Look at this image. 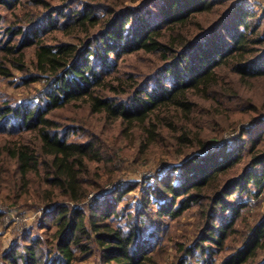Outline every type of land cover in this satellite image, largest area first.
<instances>
[{"label": "trees", "instance_id": "trees-1", "mask_svg": "<svg viewBox=\"0 0 264 264\" xmlns=\"http://www.w3.org/2000/svg\"><path fill=\"white\" fill-rule=\"evenodd\" d=\"M117 5L0 0V78L39 84L31 98L0 99V135L18 136L0 142V204L43 210L35 226L0 245V264H264V114L254 105L231 124L237 133L213 146L182 124L177 152L196 153L144 187L124 183L108 194L99 191L103 170L112 168V146L75 114L86 108L119 121L123 136L138 129L148 147L155 145L165 136L161 115L189 122L191 93L207 98L221 87L223 71L264 78V7L239 0ZM23 10L18 20L14 12ZM5 12L14 18L7 22ZM205 15L212 21H202ZM138 53L156 57L154 69L121 72V61ZM72 108L70 123L54 118ZM189 213V233L168 239L169 223Z\"/></svg>", "mask_w": 264, "mask_h": 264}, {"label": "rangeland", "instance_id": "rangeland-1", "mask_svg": "<svg viewBox=\"0 0 264 264\" xmlns=\"http://www.w3.org/2000/svg\"><path fill=\"white\" fill-rule=\"evenodd\" d=\"M53 5L66 2L67 0H48ZM92 1V0H89ZM109 1V0H108ZM114 4H118L119 8L121 6L135 5L141 3L143 0H112ZM134 1V2H133ZM241 4L245 7L252 8L254 10H259L264 7L263 0H239ZM18 15L17 19H21L24 15L23 11H15ZM5 17L14 18L11 12H5ZM210 15H205L202 17V21L210 22L212 21ZM9 19H7V22ZM53 37L60 38L61 35L58 33L48 37L51 40ZM27 59L32 57L31 50H26ZM158 59L151 55H144L141 53L133 54L126 57L120 63L119 70L124 73H134L140 76L147 75L151 70L154 69ZM225 75L222 80L220 88H216L215 92L209 93L207 98L203 94L191 93V99L195 101L196 107L194 112L191 114V119L189 122H178L174 119L172 122L170 117L161 115L164 119L163 123L157 126L165 127L163 135L164 137H157L153 146L148 147V139L142 132H138V129H134L128 132V137L123 136L120 131L122 126L119 121L110 122L104 120L101 116H91L88 115L87 109L76 108L75 114L78 116V121L83 126L93 131L95 134L102 136L103 145H111L113 152L112 168L107 171L103 170L102 177V188L99 191L101 194L110 193L119 184L136 182L139 186L144 187L147 179L155 175L156 173H164L169 168L174 167L184 158L196 153L197 151L193 148L187 149L184 153L178 154L176 135L182 127V124L187 125L193 133H198L203 135L204 139H208L209 145L213 146L216 143H221L232 138L233 135L237 133L234 131L231 124L234 123L235 118L237 119L244 108L249 105H254L257 108V112L264 114V78L243 80L239 79L227 71H223ZM15 75H18L17 72ZM13 78H0V99H7L13 103L21 101L25 98H31L34 95L35 90L39 87V84H32L30 86L17 85ZM223 90L235 93V96L224 98L221 94ZM72 109L69 111L66 109L58 110L60 116L54 115V118L62 123H70V120L66 117H72ZM168 116L177 117L175 112L170 111ZM180 117V114L178 115ZM170 122L171 125L175 123L177 130L169 129L167 123ZM172 128V127H171ZM197 131V132H195ZM142 133V134H141ZM19 135V134H18ZM26 139L33 138V135H26ZM18 136H1L0 142L4 141H14ZM141 144V145H140ZM140 145V146H139ZM105 147V146H104ZM143 148V150H142ZM184 148V147H183ZM138 150H140L138 152ZM108 169V168H107ZM112 174V177L108 179V176ZM109 174V175H108ZM112 179V181H111ZM146 181V182H145ZM145 182V183H144ZM90 197L92 194L89 195ZM140 196L139 191L129 194V197H134L138 199ZM0 210H6L2 222L0 223V245L2 249H5L11 245V243L16 239L17 235L23 231L29 230L31 227L35 226L38 222L39 216L42 215L41 208H33L26 202L19 207H13L7 209L6 206L0 204ZM195 216L192 213L186 214L183 217L169 223L170 230L167 233L168 239L187 234L190 231L189 223L193 221ZM172 242V241H170ZM171 248L167 251V257H172ZM170 255V256H169ZM80 264H97L95 260H90L87 262H82Z\"/></svg>", "mask_w": 264, "mask_h": 264}, {"label": "built area", "instance_id": "built-area-1", "mask_svg": "<svg viewBox=\"0 0 264 264\" xmlns=\"http://www.w3.org/2000/svg\"><path fill=\"white\" fill-rule=\"evenodd\" d=\"M264 1V0H263Z\"/></svg>", "mask_w": 264, "mask_h": 264}]
</instances>
